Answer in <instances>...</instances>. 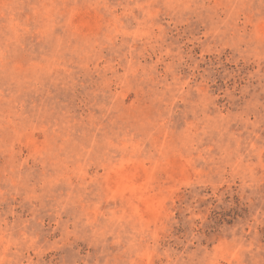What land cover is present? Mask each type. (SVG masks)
<instances>
[{
    "label": "rangeland",
    "instance_id": "374dc122",
    "mask_svg": "<svg viewBox=\"0 0 264 264\" xmlns=\"http://www.w3.org/2000/svg\"><path fill=\"white\" fill-rule=\"evenodd\" d=\"M0 264H264V0H0Z\"/></svg>",
    "mask_w": 264,
    "mask_h": 264
}]
</instances>
